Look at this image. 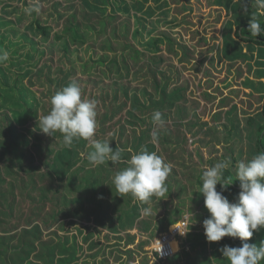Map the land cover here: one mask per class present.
I'll return each instance as SVG.
<instances>
[{
    "label": "trees",
    "instance_id": "1",
    "mask_svg": "<svg viewBox=\"0 0 264 264\" xmlns=\"http://www.w3.org/2000/svg\"><path fill=\"white\" fill-rule=\"evenodd\" d=\"M22 2L24 9L29 6L27 0H22ZM101 2L109 3L113 9L119 7L123 10V0H101ZM50 6L48 15L57 20V24L65 16L67 17L66 26L61 32H53L50 24L42 22L40 14L27 15L23 7L8 2L0 4V48H5L10 53V60L6 65L0 66V160H4L3 168L0 167V264H109L110 259H113L112 264L145 263L139 261L137 257L145 251L143 244L146 241L138 242L136 248L133 246L130 248L128 243H132L135 239V234H129L130 230L137 228L136 220L140 217L141 206H147V204H141L131 195L119 196L113 183L115 174L127 166L126 160L131 157L129 148L137 153L141 147H146L151 152L156 150L155 144L158 142L165 152L171 143L179 144L185 140V133H190L194 138L201 131L204 135H212L213 137L207 143L213 142L215 148L220 144L225 149V154L220 160L231 158L232 161L231 167L225 172L228 178L233 179L231 184L226 189L218 184L217 190L221 191L230 202H235L240 192V182L235 179L238 163L247 162L258 152L264 151V82L260 81L257 84L263 93L260 94L262 102L256 110L240 109L237 103L230 104L231 101H228L227 97H221L220 106L223 107L222 110L218 109L212 114V119L215 121L213 124H210L208 120L202 121V117L194 111L190 119L195 114L197 122L192 120L186 124L183 121L176 122L177 127L182 128L183 125L189 127H187V132L184 131L185 133L177 130L178 132L174 134V131L168 127L155 130L152 121L155 111H160L164 119L173 108L178 117H181L186 110L185 106L179 102L186 99L187 87L180 84L170 87L177 68H172V65L166 66L161 71L154 68L163 62L162 55L157 53L160 45L167 43L168 52H171L178 41L171 39L166 33H160L146 42L144 48L138 49L127 39L129 35L131 37L133 34H140V29L135 27L131 30L128 22L122 23L120 29H114L113 37L120 34L124 36L125 41L115 42V45L110 40L104 41L100 49L109 53L103 52V54L93 56L94 52H91L87 60L80 62V67L82 72L94 73L100 80L116 81L113 100H117L120 91L123 101L118 102L117 106L111 108L108 113L105 112L100 121L105 124L129 104L124 121L133 138L129 146L110 143L113 149L124 150L121 162L113 164L108 161L103 165L93 166L87 159V154L92 150L91 144L88 145L87 141L74 140L71 148L63 146L52 150L42 144L43 140L36 134V124L27 126L29 121H36L42 106V102L32 94L29 88L30 84H33L30 80L33 77L39 78L46 68L51 69L46 64L38 66L42 57L46 55L49 48H58L62 50L63 57L67 58V53L71 52V42L79 45L86 43L85 34L80 30L81 26L74 24L76 19L74 13L68 14L74 8L75 0H51ZM62 7L63 12L59 11ZM13 14L14 18L7 16ZM106 18L113 20L114 13L107 15ZM25 19L28 21L23 28L18 27ZM163 21L167 25H176L175 20ZM260 21L264 26V19ZM100 23L104 31L107 21L101 18ZM88 25H84L85 29L89 28ZM248 25L249 22H240L237 37L246 44L256 45V48L260 49V56H263L264 49H261L264 48V36L251 37L247 31ZM50 38L53 40L50 41L51 44L45 47L40 45L41 42H49ZM179 48H181L179 53L175 52L179 61L189 62L188 47L181 44ZM235 48V56L244 55L239 47ZM24 49L26 50L20 52ZM148 52H151V55L148 56ZM142 58L146 59V63L144 62L143 67L136 71V74L149 73L152 90H147V88L133 90L130 85L120 83L130 78L131 66L137 67ZM260 58L259 61L264 64V59ZM130 61L133 65H130ZM193 69L197 68L194 66ZM58 72L61 73L59 77L54 76V79L49 80L54 85V88L51 86L52 89H50L52 95L70 83L66 81L69 72H64L60 68ZM255 73L259 74V71L256 70ZM24 78L28 79L27 85L23 83ZM252 79L246 78V83L254 85ZM62 81L64 82L60 85ZM202 96L204 99L209 98L208 92H203ZM225 104H230L228 111H223ZM123 127L119 135L122 134ZM193 127L199 128L200 131H197L199 133H196V130L193 131ZM100 130L104 132L105 128L102 127ZM53 135H61L62 138L59 132ZM52 137L50 136L49 140H52ZM153 139L154 141H149ZM26 146L30 148L28 154L25 150ZM81 151L86 152L84 158L80 155ZM195 155L201 157L199 151H196ZM35 156L46 167L43 172L34 163ZM26 157L28 162H23ZM169 157L176 158L174 155H169ZM208 160L212 164L215 161L210 157ZM212 164L210 166H213ZM182 166L186 168L184 164ZM202 170L194 166L189 170L186 168L185 171L180 172V175L191 179L193 185L197 186L196 191H193L203 202V195L197 192L202 187ZM20 172H24L25 177ZM4 173L8 175L9 180L8 177L3 176ZM170 177L178 186L179 195L184 193L185 185L180 184L178 179L176 180L175 172L171 171L166 180L168 191L165 195L171 194ZM18 181L22 197L26 196L31 202L25 213L20 206L18 207L14 198ZM3 184L6 185L3 186ZM203 203L202 208L207 212V215L203 217L206 219L210 213ZM179 204L184 205V202ZM179 206H176L174 210L176 216L168 217L165 225L156 231L163 232L169 225L183 219L181 217L183 210ZM19 208L18 214H15L14 209ZM13 216L16 218L15 223L10 221ZM196 217L200 219L202 215L196 214ZM90 218L93 221L91 225L83 222V220L89 221ZM20 221L22 224L17 232ZM142 223V228L147 229L148 222ZM54 225L56 228L50 230ZM100 227L105 228L110 234L101 235ZM201 227L203 228V224ZM122 229H127V231L120 236ZM199 235L202 237L199 239L202 244H206L205 234L199 233ZM246 242L250 245L261 243L255 231ZM224 245L242 246L239 238L228 236L222 238L221 241L212 242L215 264H229L220 251ZM172 246L175 251L176 243L172 242ZM97 254L100 256L96 257ZM260 264H264V260L260 261Z\"/></svg>",
    "mask_w": 264,
    "mask_h": 264
},
{
    "label": "rangeland",
    "instance_id": "2",
    "mask_svg": "<svg viewBox=\"0 0 264 264\" xmlns=\"http://www.w3.org/2000/svg\"><path fill=\"white\" fill-rule=\"evenodd\" d=\"M51 0H38L41 10L39 12L40 18L43 23H48L52 26L53 32H61L66 26L65 16L57 24V20L52 19V16L48 15L50 11ZM123 10L119 7L113 9L109 3H102L101 0H75V6L70 10L68 14L74 13L76 19L74 20L75 25H80V30L84 32L86 43L83 45L70 43V53H67V58L63 57L62 50L49 48L46 55L42 57L40 64H46L51 69L46 68L44 74L39 78L33 77V84H30L29 88L36 97L42 102L40 111L36 121H29L28 125L36 124L39 138L43 140L42 144L48 146L50 149H60L63 147L61 141V135H48L45 134L38 126V118L40 116L48 114L51 109L50 98L52 93L50 89L54 88L53 83L49 80L54 79V76H60L58 68L63 69L64 72H69L68 79L66 81L76 82L82 89V98L94 99L97 102V128L94 139H104L110 143L114 142L120 146H129L133 138L130 129L126 126V110L129 109V104L125 106L119 113L111 117L105 124L100 121L101 116L105 112H109L111 108L117 106L118 102L123 101V95L119 91L117 100H113L114 88L116 81L111 79H98L94 73L88 74L81 71L80 62H84L88 59L91 52L93 56L103 54V52L109 53L108 51H102L100 49L101 43L106 40L116 44L115 42L125 41L124 36L120 35L113 37V31L116 28L120 29L122 23L128 22L127 24L131 27V30L135 27L140 29V34H133L131 37L128 36L129 42L138 49L144 48L146 42L150 41L152 37L160 35V33L168 34L171 39L177 40L174 45V50L168 52L166 44L160 45V50L157 52L163 57V62L160 66L154 67L161 71L166 66L172 65V68L176 69V74L171 80L170 87L177 84L185 85L187 91L185 93L186 99L180 100L186 110L181 117H178L173 108L167 117L163 127H160L153 123V128L165 129L169 128L176 134L178 131L183 133L187 132L188 126L177 127L176 122L183 121L184 124L188 123L189 120L197 122L195 114L191 113L196 111L201 117L202 121H209L213 124L212 114L216 110H222L223 106H220V98L227 97L230 104L237 103V106L241 108H247L249 111L256 110L262 102L260 96L263 91L257 84L261 81L264 82V64L259 61L264 55L260 56V49L256 48V45L246 44L237 37L238 25L240 22H249L252 18V14L256 13L257 10L252 8V0H123ZM141 1V2H140ZM8 2L12 5H18L23 7L22 0H0V4ZM28 5L32 3V0H27ZM68 4V3H67ZM66 7V4H64ZM120 5V7H121ZM64 8H59V11L63 12ZM69 11V10H68ZM87 15H85V14ZM114 13V19L106 18L107 15ZM9 18H14L13 15H7ZM101 18H105L107 21L102 31V24L100 23ZM52 19V20H51ZM258 19H264V16L258 15ZM163 20L176 21V25H167ZM28 19L23 20L18 27L23 28L24 24L27 23ZM89 24V28L85 29L84 25ZM52 32V34H54ZM53 41L50 38L49 42H41V46L45 47L51 44ZM58 43V42H56ZM55 43V44H56ZM184 44L189 52V62L179 61L176 53H179L181 48L179 45ZM239 47L242 50V56H235L236 48ZM262 48L261 50H263ZM20 50V52L25 51ZM147 55H151L148 52ZM141 63L137 67L130 68L132 74L129 79L122 80L120 83L130 85L133 90L147 88L152 90L150 86V74L147 72H140L136 74L143 67L146 59L142 58ZM130 65H133L130 61ZM197 69H193V67ZM16 70V69H15ZM258 70L259 74L255 71ZM256 75H255V74ZM252 75L253 77H251ZM262 76V77H261ZM253 78L254 85H248L246 78ZM261 77V78H260ZM23 83L27 85L28 79L24 78ZM64 81L60 83L63 84ZM52 86V88H51ZM203 92H208L209 98H203ZM44 95V96H43ZM263 95V94H262ZM230 104H225L223 111H228ZM119 120V123H118ZM219 124V123H218ZM103 125V126H102ZM123 127V132L119 135L120 129ZM102 127L105 128L103 132L100 130ZM188 127V128H187ZM19 128V127H18ZM152 128V129H153ZM19 131L21 129H18ZM178 130V131H177ZM200 131L199 128L193 127V131ZM185 131V132H184ZM186 139L179 144L171 143L168 145L165 152L161 149L158 142H156V150L158 154L163 157L164 161L171 165L172 171L175 172L176 180L178 179L180 184H184L186 191L179 195L178 186H176L174 179L170 177L171 182V194L165 195L163 198H154L150 205L141 206L140 217L136 220V227L130 230L129 234H135V239L132 243H128L129 247L136 248L138 242L146 241L143 244V250L140 256H136L139 261H144L142 264H215V255L213 251L212 242L206 241V244H202L200 241V235L205 234L204 229L201 227L203 224L204 217L207 212L202 208V201L198 198V195L194 193L197 186H194L191 179L180 175V172L193 168L194 166L204 169L209 167L210 161L208 158H213L215 161H219L224 156V147L218 144L215 148L213 142L210 144L207 141L212 138V135H204L201 131L197 137H192L190 133H185ZM200 135V136H199ZM53 136L52 140L49 137ZM197 141H193L194 139ZM200 140V141H199ZM150 142L154 141L149 140ZM31 143L33 140L31 139ZM205 143V144H204ZM90 145L91 142L87 141ZM32 149V148H31ZM28 154L30 148L25 147ZM196 151L201 153V157L195 155ZM131 155L135 154V151L129 148ZM81 157L84 158L86 155L85 151H81ZM169 155H174V159L170 158ZM23 162H28L27 157L24 158ZM46 159V158H45ZM50 160V157L48 158ZM34 163L37 164L38 168L43 172L45 166L42 165L41 161L35 156ZM182 164L186 166L183 167ZM4 160H0V167L3 168ZM91 168L93 166H90ZM20 174L25 177L24 172ZM183 174V173H182ZM4 177H8L6 173ZM9 180V177L7 178ZM19 181L16 182L15 189V200L23 212L30 205L29 198L22 197L19 191ZM6 184H3L5 186ZM27 189V188H26ZM194 190V191H193ZM184 202V205H180V202ZM204 204V203H203ZM180 205V206H179ZM179 206L182 211V216H188V230L186 234L180 235L174 241L176 243V249L174 255L163 261H157L155 255L152 252V242L154 238L162 232L156 231L163 227L170 216H176L174 213L175 207ZM150 207L151 215H144L143 209ZM19 209H14V213L18 214ZM196 214H201L202 217L198 219ZM194 218V219H193ZM16 218L13 216L10 219L11 222L15 223ZM88 222L91 225L92 219ZM142 222H148V228L144 229ZM22 224L20 221L16 229L19 232V226ZM172 225V224H171ZM170 226V225H169ZM168 226V228H169ZM56 225L51 227L50 230L55 229ZM167 228V227H166ZM100 232L103 235L106 229L100 227ZM127 229H122L119 233L123 236ZM258 241H264V228L259 231H255ZM47 234V232L45 233ZM108 235L110 232L107 233ZM202 238V237H201ZM205 238V237H204ZM197 240L196 242H194ZM207 240V239H206ZM107 241V239H105ZM15 243V242H14ZM141 249V248H140ZM142 250V249H141ZM93 253V252H92ZM223 255V254H222ZM100 256L97 254L96 257ZM113 260V259H112ZM110 259L109 264H112Z\"/></svg>",
    "mask_w": 264,
    "mask_h": 264
},
{
    "label": "clouds",
    "instance_id": "3",
    "mask_svg": "<svg viewBox=\"0 0 264 264\" xmlns=\"http://www.w3.org/2000/svg\"><path fill=\"white\" fill-rule=\"evenodd\" d=\"M251 6L257 12L252 14L247 31L251 37L264 36V26L258 19V15L264 16V0H252ZM40 10L38 0H32L23 9L27 15L39 14ZM9 60V51L0 48V66L6 65ZM50 105L48 114L38 118V126L45 134L61 133L62 145L69 148L74 140L90 141L92 150L87 154V159L93 166L108 161L113 164L122 161L123 149H113L109 141L94 139L97 102L82 98L78 83L70 82L62 87L51 96ZM152 121L160 127L165 123L160 111L153 113ZM126 165L113 178L119 196L131 195L134 200L147 205L151 204L153 197L165 196L168 191L166 180L172 168L163 157L141 147L126 160ZM231 165V158H225L202 170V187L197 192L203 195L204 205L210 213L203 220L205 237L209 242L221 241L225 236L239 238L242 246L224 245L220 249L229 264H260L264 260V241L259 245H250L246 241L253 236L254 231L264 228V151L258 152L247 162L238 163L235 179L240 182V192L235 202H230L217 190L218 184L225 189L231 184L233 179L225 175ZM143 213L151 215L150 207L144 208Z\"/></svg>",
    "mask_w": 264,
    "mask_h": 264
},
{
    "label": "built area",
    "instance_id": "4",
    "mask_svg": "<svg viewBox=\"0 0 264 264\" xmlns=\"http://www.w3.org/2000/svg\"><path fill=\"white\" fill-rule=\"evenodd\" d=\"M189 218L188 216H183V219L170 225L162 233H159L152 242V251L156 257L157 261H163L171 258L174 254V249L172 242H174L177 237H180L181 232L187 231Z\"/></svg>",
    "mask_w": 264,
    "mask_h": 264
},
{
    "label": "bare ground",
    "instance_id": "5",
    "mask_svg": "<svg viewBox=\"0 0 264 264\" xmlns=\"http://www.w3.org/2000/svg\"><path fill=\"white\" fill-rule=\"evenodd\" d=\"M153 252V251H152ZM174 255V254H173Z\"/></svg>",
    "mask_w": 264,
    "mask_h": 264
}]
</instances>
